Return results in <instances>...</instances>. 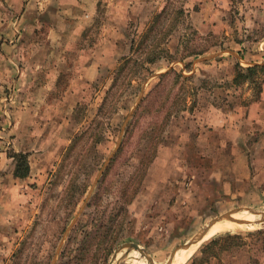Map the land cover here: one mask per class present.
<instances>
[{"label": "rangeland", "instance_id": "1", "mask_svg": "<svg viewBox=\"0 0 264 264\" xmlns=\"http://www.w3.org/2000/svg\"><path fill=\"white\" fill-rule=\"evenodd\" d=\"M3 50L24 56L0 82V264H109L130 242L164 264L233 212L250 223L218 221L183 264H264L248 212L264 213V122L246 113L260 95L233 83L236 66L264 64V0H0ZM57 65L48 104L16 116V67L43 80ZM111 264L148 261L122 249Z\"/></svg>", "mask_w": 264, "mask_h": 264}, {"label": "crops", "instance_id": "2", "mask_svg": "<svg viewBox=\"0 0 264 264\" xmlns=\"http://www.w3.org/2000/svg\"><path fill=\"white\" fill-rule=\"evenodd\" d=\"M78 26H80L79 24H77ZM81 27V26H80ZM79 30V28L76 26V28L74 29V32H77ZM41 54H43V56H45L46 58H51L52 55L51 53H47L46 51H40ZM39 53V54H40ZM91 53V52H89ZM7 52L0 51V77L2 78L3 81L0 82H4L6 77L4 76L6 68H5V61L6 58L7 59H12V61L15 63L14 60L18 59L19 56H24L23 52H19V51H10L11 55H7ZM32 55L34 56L33 52ZM31 55V56H32ZM93 55L90 54L88 55V59L93 58ZM12 57V58H11ZM14 59V60H13ZM3 62V64H2ZM93 64L92 67H90V65L88 66H82V68L78 71H80L79 73L77 72L76 75L74 76V80H72L71 84L72 86L75 87H70V90H73V92H75V94L73 96H76V91L79 89V85L85 83V78L87 73H89L91 71V68H93ZM16 67V66H15ZM17 69H15L16 75L18 76L17 79V84L15 85V87L17 88L16 94H17V102L16 104H24V108L22 109H17L16 116H20L21 114H24L25 110L27 108H29L28 113H35L36 111L31 108L32 106L37 107V105L40 104H48V99H47V95H49V92L57 87H61V81L59 80V74L64 70L62 66H50V67H46L44 70H42L41 68L39 70L36 71V73L34 75H38L41 78H43V80H37V77L34 76V79H32L31 76H29L28 78H23L22 76L26 73L25 70H23L22 68L16 67ZM79 68V67H78ZM29 70H32V68H29ZM93 70V69H92ZM12 73H14V69L12 71ZM28 74V73H26ZM93 74V73H92ZM15 75V76H16ZM20 75V76H19ZM59 75V76H58ZM27 81V83H26ZM68 86L67 84L64 85L63 87ZM29 88V90H28ZM29 92H26V91ZM19 91V92H18ZM30 91H33L35 93H39L41 92L43 98L41 99L40 102L36 101L34 95L32 93H30ZM21 92V93H20ZM19 93V94H18ZM69 96L67 97V95L64 97V99L68 100ZM76 98V97H73ZM20 99L24 100L23 103L20 102ZM63 100H61L62 102ZM65 103V102H64ZM35 109V108H34ZM246 111V110H245ZM244 111V112H245ZM249 118L251 119H255L256 121H260V122H264V85L263 88L261 90L260 93V98L255 101L254 103H252L248 108H247V112H246ZM245 114V113H244ZM12 127H14V129L17 127V123L15 122ZM31 126H27L26 130L27 132H29ZM13 129V132L15 131ZM2 163H0V186H4L5 183V177L2 176L3 173V167H2ZM12 175V174H11ZM176 256V255H175Z\"/></svg>", "mask_w": 264, "mask_h": 264}, {"label": "trees", "instance_id": "3", "mask_svg": "<svg viewBox=\"0 0 264 264\" xmlns=\"http://www.w3.org/2000/svg\"><path fill=\"white\" fill-rule=\"evenodd\" d=\"M158 15H159V13L154 18L156 19V17H160L161 14L159 16ZM132 44H133V42H132ZM127 60L128 59H126V61ZM261 73H264V64H254L252 66L246 67L245 69H242L238 65V66H236L235 75L233 77V83L239 84V83H241V81L249 80V81H251L252 84H254V86L257 87V92L260 95L262 89H260L259 84L260 85L264 84V77H262V78L259 77V75ZM177 75L179 77L185 78L182 74L178 73ZM14 157L16 158L14 176L20 177V178L25 177L29 171V165L27 162V154L24 152H19V153H15ZM229 237H230V235H227V237H224V238L227 239ZM216 241H218V238L210 241L209 243H214ZM109 253H110V250L107 251V254H109Z\"/></svg>", "mask_w": 264, "mask_h": 264}, {"label": "water", "instance_id": "4", "mask_svg": "<svg viewBox=\"0 0 264 264\" xmlns=\"http://www.w3.org/2000/svg\"><path fill=\"white\" fill-rule=\"evenodd\" d=\"M231 213H224L218 217H215L214 219L210 220L206 225L205 227L200 230L197 234H195L191 239H189L188 241H186L185 243L177 246L176 248L173 249V251L170 253V256L169 258L167 259V261L164 263V264H171L172 261H173V258H174V255H175V252L180 249V248H187L189 246H191L192 244L198 242L200 239L203 238V236L208 232L209 228L216 222H218L220 219H227V220H230V221H234V222H238V223H248L247 221H244V220H241V219H234V218H231L230 217ZM257 223H264V217H262L261 219H259L257 221ZM122 249H127V253L129 250H137L139 251L143 256L146 257L147 261H148V264H153L152 263V260L145 255V253L143 252L142 249H140V247L137 245V244H134V243H124L122 245H120L119 247H117V249L115 250L112 258H111V261H113V259L115 258L116 254L120 251H122ZM111 261L109 264H111Z\"/></svg>", "mask_w": 264, "mask_h": 264}, {"label": "bare ground", "instance_id": "5", "mask_svg": "<svg viewBox=\"0 0 264 264\" xmlns=\"http://www.w3.org/2000/svg\"><path fill=\"white\" fill-rule=\"evenodd\" d=\"M248 212L249 213H252V214H259L261 217H260V219L262 218V217H264V216H262L264 213L262 212H260V213H258V212H254V211H249L248 210ZM234 213V212H233ZM233 213H231V215L233 214ZM231 215H230V217H231ZM233 217H235V218H245V219H247V217H241L239 214H234V216ZM233 217H231V218H233ZM252 218V217H251ZM223 219V218H222ZM222 219H220V220H222ZM254 219H258L259 220V218L256 216L255 218H252V220H254ZM219 220V221H220ZM248 220V219H247ZM257 220V221H258ZM244 221H246V220H244ZM256 221V222H257ZM223 222V223H222ZM222 222H218V223H216L215 225H213L210 229H209V231L207 232V234L202 238V239H200L198 242H196V243H194V244H192L191 246H189V247H185V248H181L179 251H177V253H176V256H175V258H174V261H173V263L172 264H183L193 253H194V251L199 247V245L201 244V242L203 241V239L211 232V231H213V230H215L216 228H218L219 226H221V225H227L229 222H227V221H222ZM248 223H250V221H247ZM236 223H238V222H236ZM248 223H239V224H248Z\"/></svg>", "mask_w": 264, "mask_h": 264}]
</instances>
